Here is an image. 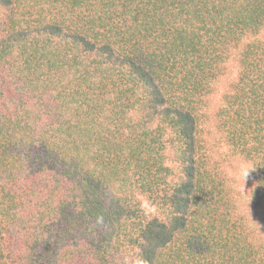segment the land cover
<instances>
[{
	"label": "trees",
	"instance_id": "trees-1",
	"mask_svg": "<svg viewBox=\"0 0 264 264\" xmlns=\"http://www.w3.org/2000/svg\"><path fill=\"white\" fill-rule=\"evenodd\" d=\"M0 264H264V0H0Z\"/></svg>",
	"mask_w": 264,
	"mask_h": 264
},
{
	"label": "rangeland",
	"instance_id": "rangeland-1",
	"mask_svg": "<svg viewBox=\"0 0 264 264\" xmlns=\"http://www.w3.org/2000/svg\"><path fill=\"white\" fill-rule=\"evenodd\" d=\"M143 208L147 214L154 215L157 212L156 207L152 206L147 200L143 198Z\"/></svg>",
	"mask_w": 264,
	"mask_h": 264
},
{
	"label": "clouds",
	"instance_id": "clouds-1",
	"mask_svg": "<svg viewBox=\"0 0 264 264\" xmlns=\"http://www.w3.org/2000/svg\"><path fill=\"white\" fill-rule=\"evenodd\" d=\"M246 174V173H245Z\"/></svg>",
	"mask_w": 264,
	"mask_h": 264
}]
</instances>
